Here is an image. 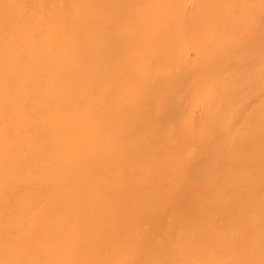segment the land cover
Wrapping results in <instances>:
<instances>
[{
  "label": "bare ground",
  "instance_id": "obj_1",
  "mask_svg": "<svg viewBox=\"0 0 264 264\" xmlns=\"http://www.w3.org/2000/svg\"><path fill=\"white\" fill-rule=\"evenodd\" d=\"M262 15L261 0H0V260L97 264L77 244L91 226L263 220ZM13 230L29 243L6 252ZM243 246L230 257L264 259Z\"/></svg>",
  "mask_w": 264,
  "mask_h": 264
},
{
  "label": "rangeland",
  "instance_id": "obj_2",
  "mask_svg": "<svg viewBox=\"0 0 264 264\" xmlns=\"http://www.w3.org/2000/svg\"><path fill=\"white\" fill-rule=\"evenodd\" d=\"M229 222L221 220L216 222L210 221L209 224L207 221H202V223L200 221L191 222L192 225L187 222L185 224L91 226L97 229L101 228L100 230L103 229L104 231L88 233V235H84L86 239L83 238L84 236H81L80 238L82 239L79 238L77 244H80L79 247L87 251L98 254L97 259L99 261L97 260V264H223V261L224 264H237L242 262V260H235V258L230 257L231 252L228 250L232 245L233 247L238 244L239 246H243L246 241L249 245L246 243L247 245L245 244L243 247L244 249L248 247L249 253H251V250L264 252V219L254 222H249V220L247 222L246 219L231 221L232 225ZM233 228L237 232H240L241 235L245 233V236H247L249 234L247 236L249 238L245 237L241 241L242 238L238 236L239 239L235 240L237 238L235 235V239L232 236L236 234L232 233ZM216 244L217 246H215ZM218 245L219 247L221 246V249ZM225 246H227V249ZM222 247L226 250L223 249L222 251ZM227 255L230 259H228ZM225 260L228 261L226 262Z\"/></svg>",
  "mask_w": 264,
  "mask_h": 264
},
{
  "label": "snow or ice",
  "instance_id": "obj_3",
  "mask_svg": "<svg viewBox=\"0 0 264 264\" xmlns=\"http://www.w3.org/2000/svg\"><path fill=\"white\" fill-rule=\"evenodd\" d=\"M262 5H264V0H261ZM7 7V6H6ZM261 26L264 28V15L261 16ZM254 27V22H248L244 26L245 32H251ZM29 242L22 238L20 235L17 234L15 230L10 231L6 234L4 240V247L6 252L13 251L17 248L25 247ZM0 264H30L28 261L23 260H12V259H5L0 260ZM239 264H256L255 261H242ZM259 264H264V259H262Z\"/></svg>",
  "mask_w": 264,
  "mask_h": 264
}]
</instances>
